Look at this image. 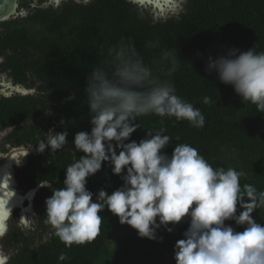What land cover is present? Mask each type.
<instances>
[{
	"label": "trees",
	"instance_id": "trees-1",
	"mask_svg": "<svg viewBox=\"0 0 264 264\" xmlns=\"http://www.w3.org/2000/svg\"><path fill=\"white\" fill-rule=\"evenodd\" d=\"M44 1L19 0L18 10L25 15L0 22V53H6L7 68L16 82L29 71L37 91L0 98V128H14L0 145V153L16 146L36 147L49 128L68 132L69 146L64 150L46 149L21 158L16 178L25 190L44 182L63 187L66 167L83 155L72 147L74 135L91 129L86 78L95 67L110 66L111 53L121 45L134 46L154 76L169 79L176 94L205 116L202 129L186 120L141 116L131 140L139 142L148 131L166 128L163 134L171 140L164 151L169 156L175 145L190 144L213 168L243 170L247 177L241 178L242 185L250 183L264 190V113L256 112L251 103L243 104L230 85L205 70L209 56L215 59L230 48L244 51L254 46L257 52L264 51V0H186L179 15L156 19L150 9H141L130 0H91L88 4L64 0L57 7L44 6ZM166 50H175L181 60L171 77L164 75L171 67V61L163 59ZM206 96L211 105L202 102ZM87 179V188L94 194L101 189L111 194L123 183L107 162ZM51 195L48 187L35 194L38 223L31 236L18 222V209L11 214L1 239L3 249L12 251L8 264H175V244L184 238L187 220L175 225L171 233L158 229L162 241L149 240L121 225L105 208L100 213V235L91 243L66 248L44 222L45 201ZM253 217L264 224V208ZM43 231L48 235L44 240ZM118 233L112 246V237ZM61 253L68 258L59 261Z\"/></svg>",
	"mask_w": 264,
	"mask_h": 264
},
{
	"label": "clouds",
	"instance_id": "clouds-1",
	"mask_svg": "<svg viewBox=\"0 0 264 264\" xmlns=\"http://www.w3.org/2000/svg\"><path fill=\"white\" fill-rule=\"evenodd\" d=\"M46 2L42 5L52 6ZM152 3L159 4L156 7L165 14L179 15L186 0ZM111 55L110 66L95 67L86 78L84 92L91 129L76 132L72 141V147L83 155L66 167L62 188L40 183L52 191L45 201L44 222L66 248H71L91 243L100 235V213L105 208L121 225L130 226L140 238L149 240L162 241L163 237H157L158 229L163 227L171 233L175 225L187 220L184 238L175 244V264H264V224L253 217L256 210L264 208V190L250 183L242 185L241 178L247 177L243 170L213 168L190 144L175 145L169 156L164 151L171 140L163 134L166 128L148 131L139 142L131 140L141 116L186 120L197 129L204 127L205 116L176 94L169 79L154 76L134 46L121 45ZM163 59L171 61L164 73L171 77L181 60L175 50H166ZM205 70L230 85L243 104L251 103L256 112L264 113V51L257 52L254 46L244 51L230 48L215 59L209 56ZM202 102L212 104L207 96ZM12 132L13 126L0 128V144ZM67 136L66 130L49 129L37 144V151H62L69 146ZM105 162L123 183L111 194L104 189L94 194L87 188V178L100 171ZM11 211L6 203L0 204V238L8 230ZM67 258L66 253L58 257L59 261ZM8 260L0 245V264H8Z\"/></svg>",
	"mask_w": 264,
	"mask_h": 264
},
{
	"label": "water",
	"instance_id": "water-1",
	"mask_svg": "<svg viewBox=\"0 0 264 264\" xmlns=\"http://www.w3.org/2000/svg\"><path fill=\"white\" fill-rule=\"evenodd\" d=\"M52 1H54L56 4L58 2V0H50V2ZM18 2L19 0H0V22L16 17L23 12L18 10ZM134 4H136L141 9H150L155 19L166 18L170 15H173L165 13L161 14V9L157 8L153 3H148L147 0H145L143 5L138 3L137 0ZM32 91L33 90H27L20 86H9V88H0V95L6 96L13 92L26 95L32 93ZM27 150V155L39 153L37 151V146H16L11 147L6 153H0V201H3V203H6V205L11 208V213L15 209H18L20 211L19 213L21 214L20 219L22 224L34 229L35 226L32 222L34 213L32 212L31 208L33 205V198L41 188L40 184L34 186V188L26 190L23 194H20L15 190L16 183L12 175V166H20V161L17 159L19 157L26 156Z\"/></svg>",
	"mask_w": 264,
	"mask_h": 264
},
{
	"label": "flooded vegetation",
	"instance_id": "flooded-vegetation-1",
	"mask_svg": "<svg viewBox=\"0 0 264 264\" xmlns=\"http://www.w3.org/2000/svg\"><path fill=\"white\" fill-rule=\"evenodd\" d=\"M10 54V53H9ZM6 53H0V88H9V86H20L23 87L27 90H33L32 93L26 94V95H30V94H35L37 91L33 86V81L35 80L33 77H31V73L29 71H25V77H21L23 80L20 82H16L14 75L12 74V69L7 68V64L6 61ZM31 85V86H28ZM16 95H20V96H26V95H22L16 92H13L9 95H0V98L2 97H12V96H16ZM52 129V128H49ZM21 164H22V159H21ZM42 188V187H41ZM26 191V190H25ZM18 215V222L19 224L22 226V221L20 219L21 214L17 213Z\"/></svg>",
	"mask_w": 264,
	"mask_h": 264
},
{
	"label": "rangeland",
	"instance_id": "rangeland-1",
	"mask_svg": "<svg viewBox=\"0 0 264 264\" xmlns=\"http://www.w3.org/2000/svg\"><path fill=\"white\" fill-rule=\"evenodd\" d=\"M62 0H58V2H57V4L54 2V1H52V2H50V0H47V2H46V5H48V4H52V6H56V5H58L60 2H61ZM64 1V0H63ZM75 1H82V0H75ZM54 2V3H53ZM56 4V5H55ZM60 5V4H59ZM21 11H23L22 13H20L19 15L20 16H22V15H25V11L24 10H21ZM21 158L22 157H19L17 160L18 161H20V166L18 167V166H16V165H13L12 166V171H13V173H12V175H13V178H14V180H15V183H16V187H15V190H16V192H19L20 194H23L24 192H25V189L19 184V182H18V180H17V178H16V171L17 170H19L20 168H21ZM35 197V196H34ZM33 200H34V198H33ZM31 210H32V212L34 213V215H33V218H32V222H33V224H34V226H35V228H36V226H37V223H38V220H37V217H38V214H37V210L35 209V206H34V204L32 205V208H31ZM20 211L18 210V213H19ZM10 218H11V216L8 218V220H7V224H8V222H9V220H10ZM22 226H23V228L24 229H26L27 230V236H31V233H34V231H35V228L34 229H31V227H27V226H24L23 224H22ZM8 231V230H7ZM7 233V232H6ZM120 234L121 233H118V235H116L115 237H112V240H111V244H112V246H114V240L118 237V236H120ZM42 235H43V240L44 239H46L47 238V232L44 234V231L42 232ZM34 237H36V234H35V236ZM33 238V237H32ZM31 238V239H32ZM115 238V239H114ZM1 239L2 238H0V245H2L1 244ZM33 244H36V240H35V242H33ZM2 247H3V245H2ZM3 251L5 252V254H7L8 256L12 253V251H6V250H4L3 249Z\"/></svg>",
	"mask_w": 264,
	"mask_h": 264
},
{
	"label": "snow or ice",
	"instance_id": "snow-or-ice-1",
	"mask_svg": "<svg viewBox=\"0 0 264 264\" xmlns=\"http://www.w3.org/2000/svg\"><path fill=\"white\" fill-rule=\"evenodd\" d=\"M137 2L143 5L145 3V0H137ZM147 2L152 3L153 0H147ZM156 6L159 7V4H157ZM163 13H164V10L161 9V14H163ZM2 203H3V201H0V204H2Z\"/></svg>",
	"mask_w": 264,
	"mask_h": 264
}]
</instances>
